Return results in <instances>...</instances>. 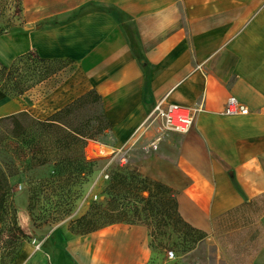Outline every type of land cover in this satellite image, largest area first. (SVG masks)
I'll use <instances>...</instances> for the list:
<instances>
[{
  "label": "crops",
  "instance_id": "crops-1",
  "mask_svg": "<svg viewBox=\"0 0 264 264\" xmlns=\"http://www.w3.org/2000/svg\"><path fill=\"white\" fill-rule=\"evenodd\" d=\"M24 11L26 44L73 61L80 90L65 105L96 90L114 155L176 186L185 222L208 232L264 196V0H32ZM230 97L249 113L226 115ZM161 101L196 109L192 130L146 140ZM67 239L78 264H148L144 226Z\"/></svg>",
  "mask_w": 264,
  "mask_h": 264
},
{
  "label": "rangeland",
  "instance_id": "rangeland-1",
  "mask_svg": "<svg viewBox=\"0 0 264 264\" xmlns=\"http://www.w3.org/2000/svg\"><path fill=\"white\" fill-rule=\"evenodd\" d=\"M31 2L24 0V9ZM33 29L34 25L28 22L24 11L19 24L0 37V60L4 64L9 65L16 57L33 51L32 46L26 44L27 33ZM74 74V66H71L21 98L13 99L0 93V118L26 111L38 120L47 119L80 90L72 81ZM150 121L152 127L145 137L148 141H154L162 134L182 135L166 131L158 122ZM175 143L179 145L177 139ZM117 146V138L112 132L89 141L86 156L96 161L92 176L83 185L73 181L63 184L56 178L52 164L33 165L22 141L13 138L8 129L0 125V167L10 176L11 183L5 220L0 224V242L18 249L10 264H58L59 254L70 263L78 264L82 255L69 247L67 235L71 233L81 238L87 235L70 232V224L86 214L94 219L98 205L102 210L106 209L109 200L106 189L118 170L162 182L178 192L168 181L148 177L129 164L122 166L120 157L112 152ZM151 149L159 150L158 145ZM174 179L179 181L177 175ZM143 195L147 196V193ZM153 218L147 224H101L93 233L104 234L119 226L146 227L150 252L148 264H264V196L224 221L214 223L210 231H202L204 235L188 232L181 226L174 228L171 224L158 227ZM17 227L25 238L19 235ZM170 252L174 253L173 259L168 257ZM36 254L42 258L36 261Z\"/></svg>",
  "mask_w": 264,
  "mask_h": 264
},
{
  "label": "trees",
  "instance_id": "trees-1",
  "mask_svg": "<svg viewBox=\"0 0 264 264\" xmlns=\"http://www.w3.org/2000/svg\"><path fill=\"white\" fill-rule=\"evenodd\" d=\"M23 3L24 0H0V37L22 20ZM72 64L70 59L43 58L36 51L16 57L9 65L0 60V93L13 99L24 97ZM0 125L6 127L13 138L22 141L33 165L42 167L52 164L56 178L63 184L73 181L80 185L88 182L96 164L86 156L88 142L98 140L112 130L104 111L103 98L94 89L45 120H38L23 111L0 118ZM106 194L109 196L106 209L96 206L94 219L89 214L84 215L70 224V232L88 235L97 231L101 224H147L154 217L158 227L171 224L174 228L181 226L188 232L204 235L183 220L179 212L178 192L162 182L118 170L113 173ZM10 197V176L0 167V224L5 220ZM255 201L231 211L226 218ZM17 230L25 238L20 228ZM17 253L18 249L3 246L0 242V264H10Z\"/></svg>",
  "mask_w": 264,
  "mask_h": 264
},
{
  "label": "built area",
  "instance_id": "built-area-1",
  "mask_svg": "<svg viewBox=\"0 0 264 264\" xmlns=\"http://www.w3.org/2000/svg\"><path fill=\"white\" fill-rule=\"evenodd\" d=\"M197 113L196 109L161 101L154 107L150 119L158 122L166 131L183 135L190 132L194 127ZM225 113L228 116H241L247 115L249 110L236 98L230 97ZM168 257L173 259L174 253L170 252Z\"/></svg>",
  "mask_w": 264,
  "mask_h": 264
}]
</instances>
